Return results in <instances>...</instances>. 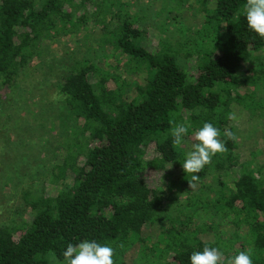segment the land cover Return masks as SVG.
I'll return each instance as SVG.
<instances>
[{
	"label": "trees",
	"instance_id": "1",
	"mask_svg": "<svg viewBox=\"0 0 264 264\" xmlns=\"http://www.w3.org/2000/svg\"><path fill=\"white\" fill-rule=\"evenodd\" d=\"M244 3L0 0V107L3 92L60 35L94 24L106 44L101 57L85 54L61 76L75 143L59 147L62 158L49 170L54 180L22 189L23 204L0 224V264H65L67 244L83 240L114 247L116 264L135 254L142 264H190L205 245L226 259L248 250L253 264H264V121L262 133L243 137L239 119L243 105L253 109L245 126L263 113L264 101L249 97L262 93L264 100V39L247 27ZM151 17L158 19L150 25ZM66 56L55 66H66ZM230 112L237 121L227 119ZM173 113L191 126L180 148L167 135ZM204 122L241 138L222 135L228 151L213 157L191 188L181 163ZM7 189L13 194L4 202H12L18 189L1 187ZM182 193L184 200L175 198ZM199 211L211 216L210 225H199Z\"/></svg>",
	"mask_w": 264,
	"mask_h": 264
},
{
	"label": "rangeland",
	"instance_id": "2",
	"mask_svg": "<svg viewBox=\"0 0 264 264\" xmlns=\"http://www.w3.org/2000/svg\"><path fill=\"white\" fill-rule=\"evenodd\" d=\"M151 10L158 9L152 6ZM151 18L152 20L148 21L150 25L158 19V17ZM183 23L186 24V20ZM86 30L88 31L82 29L79 34L57 37L49 44V48L42 49L44 54L40 62L34 60L20 75L17 86L10 92L7 90L3 92L0 107V224L7 222L16 212V208L23 204L22 189L34 192L43 184L51 183L49 180H54L49 170L53 164L58 163V156H62L63 151L59 150L62 149V146L68 147L75 143L72 129L74 123L63 112L64 103L59 94V84L61 76L68 73V67L73 65L76 60L81 61L88 53L90 57L95 55L101 57L103 54L106 44L99 38L100 26L96 28L92 24ZM82 35H89V39L82 38ZM145 35L147 37L154 36L149 29H145ZM64 55H67L66 66H55V64H62ZM254 97L259 100V103H263L262 93L249 98H253L254 102ZM243 106L253 111L249 106ZM248 109L242 108L245 113L239 115L240 122H243L241 126L243 137L250 133L251 129H257L261 133L263 131L261 128L264 121V109L263 113L262 111L258 113L251 123L245 126ZM68 127H71L72 131L69 129V132ZM233 127L240 128L237 124ZM257 133L255 134L257 135ZM237 137L241 138L239 134ZM256 139L260 140L259 137ZM262 157L264 158V153ZM149 178L153 181L157 180L155 176H149ZM35 180H37L36 183ZM10 184L18 190L16 194L14 193L12 202H4L5 193L13 194V191L7 189L6 192H3L1 187L3 185L11 186ZM30 185H33L31 189ZM208 186L213 188L211 184ZM201 196L202 205L209 206L205 201L206 195L202 192ZM175 198L182 201L185 194L175 195ZM198 213H201L197 218L200 226L211 224L209 221L211 216L202 211ZM205 229L207 230V227ZM223 231L227 233V229H223ZM212 235V232L206 234L209 238ZM228 252L230 256L233 250L228 249ZM129 262V264H142L141 258L136 254L130 258Z\"/></svg>",
	"mask_w": 264,
	"mask_h": 264
},
{
	"label": "clouds",
	"instance_id": "3",
	"mask_svg": "<svg viewBox=\"0 0 264 264\" xmlns=\"http://www.w3.org/2000/svg\"><path fill=\"white\" fill-rule=\"evenodd\" d=\"M243 12L247 27L264 39V0H245ZM171 117L167 135L171 137L173 146L180 148L185 142V137L189 135L191 126L186 122H177L174 113ZM227 119L237 121L238 117L235 112H230ZM222 135L226 140L233 142L237 140L236 133L230 128H225L221 133L220 128L211 122H204L193 132L191 150L185 154L181 163L183 171L190 176L188 183L191 188L199 182L198 173L211 164L213 157L228 151L226 140L221 139ZM119 247L123 248V244ZM62 255L65 264H116L115 248L96 240H83L75 245L68 243ZM190 264H253V258L250 251L242 250L226 259L218 247L205 245L202 250L192 252Z\"/></svg>",
	"mask_w": 264,
	"mask_h": 264
}]
</instances>
